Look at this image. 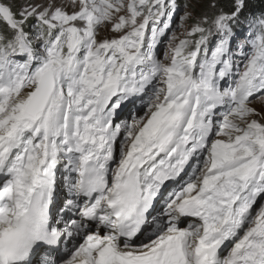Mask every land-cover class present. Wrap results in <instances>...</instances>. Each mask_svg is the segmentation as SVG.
<instances>
[{
	"label": "snow or ice",
	"instance_id": "obj_1",
	"mask_svg": "<svg viewBox=\"0 0 264 264\" xmlns=\"http://www.w3.org/2000/svg\"><path fill=\"white\" fill-rule=\"evenodd\" d=\"M0 264H264V0H0Z\"/></svg>",
	"mask_w": 264,
	"mask_h": 264
}]
</instances>
